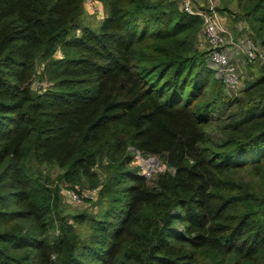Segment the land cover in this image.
<instances>
[{"label": "trees", "instance_id": "trees-1", "mask_svg": "<svg viewBox=\"0 0 264 264\" xmlns=\"http://www.w3.org/2000/svg\"><path fill=\"white\" fill-rule=\"evenodd\" d=\"M84 1L0 0V264H264L260 60L229 93L178 0H99L95 28ZM236 7L264 51V0Z\"/></svg>", "mask_w": 264, "mask_h": 264}, {"label": "built area", "instance_id": "built-area-1", "mask_svg": "<svg viewBox=\"0 0 264 264\" xmlns=\"http://www.w3.org/2000/svg\"><path fill=\"white\" fill-rule=\"evenodd\" d=\"M181 11L189 15H198L201 18V33L197 41V47L207 53V59L210 66L216 71L222 79L227 92L232 93L239 90L243 77L241 76L237 65L232 61L230 51L231 46L225 37L226 29L224 23L211 5L205 9L195 7L193 0H178ZM84 7L93 12L100 20L105 13L102 4L98 0H85ZM249 39V38H248ZM247 61H253L257 58L264 67V51L257 48L253 41L247 45ZM39 88L42 84H35ZM43 86H46L43 84ZM62 192L72 202L83 205L84 201L95 200L98 195V187L90 188L85 192H79L78 188L64 185Z\"/></svg>", "mask_w": 264, "mask_h": 264}, {"label": "rangeland", "instance_id": "rangeland-1", "mask_svg": "<svg viewBox=\"0 0 264 264\" xmlns=\"http://www.w3.org/2000/svg\"><path fill=\"white\" fill-rule=\"evenodd\" d=\"M220 1L221 0H217V2H218L217 6L218 7H222L224 4H226L228 6V9H229L228 11L225 12V10H224V13H219V14L221 15L222 19L224 17L223 23L227 28V33L225 34V37L228 40V45L232 47V51L234 53L233 56L231 57V59L237 65V68H238L241 76L243 77V82H244L245 78L248 76V68H247V63H246L247 62V55H246L247 54V44L250 43L252 40L248 36L249 32L247 31V25L242 21H235L234 18L231 15H229L232 12H234L235 15L239 14L237 7H236V0H224L223 5H221L222 2L220 4ZM213 7H216L215 3L213 4ZM102 8L104 11V5H102ZM104 13H105V11H104ZM236 13H238V14H236ZM80 19H81L82 25L84 24V25L91 27V28L98 27L100 24V21H101L98 17H96L95 14H93V12L86 10V9L83 10ZM255 46L257 48H259L257 45H255ZM237 51H239V52L237 53ZM54 55L57 58L62 57V53H61L60 49H57L55 51ZM256 62H257V60H256ZM256 62H254L252 64L253 65L257 64V66H259V64ZM44 87H46V86H43L42 88H44ZM148 158H153L154 163H151V162L146 163V162H144L143 159H141L139 157L138 154H136L132 164L138 165L140 167V173L141 174H148L149 173V176L147 178L152 181L154 179V174L156 172H159V171H162L165 169V164H163L159 160L158 156H151ZM148 158H146V159H148ZM56 173H57L56 169H52L50 171V174L52 176H55ZM63 186H62V188H63ZM75 186L78 188L79 192H85L88 189H90V188L81 189L80 186L74 185V187ZM62 188H61V194H62V202L64 204V207L66 208L65 212L81 211L84 208H88L90 213L96 214V215L99 214L101 206H100V203H99L97 198L95 200H93V202H91V203L88 202L87 201L88 199H87L86 201L83 202L84 203L83 205H78V204L72 202L68 197H66V195L63 194ZM76 229L82 235H85L88 232V229L86 226L76 225Z\"/></svg>", "mask_w": 264, "mask_h": 264}, {"label": "crops", "instance_id": "crops-1", "mask_svg": "<svg viewBox=\"0 0 264 264\" xmlns=\"http://www.w3.org/2000/svg\"><path fill=\"white\" fill-rule=\"evenodd\" d=\"M215 3V5L217 6V0H193V5L195 6V7H198V8H207V7H209V6H213V4ZM84 9H86V10H88L87 8H85L84 7ZM226 12V11H225ZM218 13V15L220 16V18H221V15L219 14V12H217ZM222 13H224V12H222ZM223 19H224V17H223ZM223 19L221 18V20L223 21ZM226 22V21H225ZM224 28L226 29V31H227V28H226V26L224 25ZM227 33V32H226ZM248 45V44H247ZM239 51H237V53H238ZM233 51H232V49H231V51H230V55H231V57L233 56Z\"/></svg>", "mask_w": 264, "mask_h": 264}, {"label": "water", "instance_id": "water-1", "mask_svg": "<svg viewBox=\"0 0 264 264\" xmlns=\"http://www.w3.org/2000/svg\"><path fill=\"white\" fill-rule=\"evenodd\" d=\"M141 159H143L144 160V162H146V163H148V162H150V161H153L154 162V159L153 158H148V159H144V158H142L141 156H139ZM143 176H145V177H148L149 176V173L148 174H142Z\"/></svg>", "mask_w": 264, "mask_h": 264}, {"label": "bare ground", "instance_id": "bare-ground-1", "mask_svg": "<svg viewBox=\"0 0 264 264\" xmlns=\"http://www.w3.org/2000/svg\"><path fill=\"white\" fill-rule=\"evenodd\" d=\"M151 163H154L153 161H150Z\"/></svg>", "mask_w": 264, "mask_h": 264}]
</instances>
